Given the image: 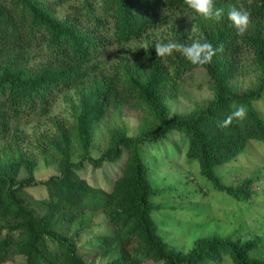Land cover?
Wrapping results in <instances>:
<instances>
[{"label": "trees", "instance_id": "1", "mask_svg": "<svg viewBox=\"0 0 264 264\" xmlns=\"http://www.w3.org/2000/svg\"><path fill=\"white\" fill-rule=\"evenodd\" d=\"M243 1L250 24L239 35L227 17L237 0H215L225 10L218 21L184 0H0V264L18 257L22 264H264V233L214 232L187 250L174 246L166 219L191 215L175 203L201 188L152 180L153 163L182 155L197 163L212 196L247 202L260 183L258 174L228 183L218 171L252 143L264 149L256 107L264 99V0ZM178 16H193L194 30H181ZM193 40L217 49L211 63L156 55L158 42ZM197 68L212 97L172 114L169 99ZM71 89L79 95L73 122H59L46 139L57 173L37 179L36 159L21 152L19 123L47 114ZM234 104L247 107V118L218 127ZM124 107L141 113L139 131L111 128L107 146L93 154L95 126ZM36 186L44 195L32 200L28 189ZM99 212L104 224L93 220Z\"/></svg>", "mask_w": 264, "mask_h": 264}, {"label": "rangeland", "instance_id": "2", "mask_svg": "<svg viewBox=\"0 0 264 264\" xmlns=\"http://www.w3.org/2000/svg\"><path fill=\"white\" fill-rule=\"evenodd\" d=\"M237 3L239 9H243L244 1L237 0ZM60 11L62 13L63 9ZM193 18V16H178L174 22L181 30L187 31L195 27ZM111 53H113L112 49ZM38 60L35 58L33 62ZM252 76L244 77L241 86L244 88L248 86L252 81ZM78 97L79 95L75 93L74 89L60 93L56 95L47 114L31 115L20 121L21 152L36 159L34 175L37 179H44L57 173L58 158L50 148L46 149V139L52 138L57 133L56 124L59 122L65 125L72 124V115ZM211 97L212 92L208 87L205 71L197 68L191 77L184 80L178 95L170 98L168 103L171 113L177 114L190 112L196 103H202ZM256 107L264 115V99L260 100ZM140 117L141 113L137 109L129 107L110 112L104 121L95 126L93 154L99 155L107 146L111 128L125 126L130 134H136L140 129ZM195 164L197 165L196 162ZM195 164L186 161L182 155L177 161L166 160L162 164L153 163L155 172L158 171L152 175L155 185L161 187L179 185L180 187L181 183L187 182L189 187L201 188L197 193L191 192L187 201L175 203L178 209L189 207L193 211L191 215L183 216L181 213L170 218L165 217L167 225L163 230L168 232L167 236L170 242L182 250H187L196 238L214 232L224 234L235 232L243 237L249 236L251 232L264 233V149L262 150L258 148L257 144L252 143L245 156L222 165L218 169L228 183H237L243 177L258 174L259 185H254L255 192L251 200L243 203L227 199L223 195H210L203 185L205 182L199 176V170ZM44 190L45 187L37 186L28 189L32 200L44 195ZM102 219H104V215L100 212L93 217L95 223ZM101 222L105 223L104 220ZM14 263L22 264V258H16ZM145 264H150V262L147 261Z\"/></svg>", "mask_w": 264, "mask_h": 264}, {"label": "clouds", "instance_id": "3", "mask_svg": "<svg viewBox=\"0 0 264 264\" xmlns=\"http://www.w3.org/2000/svg\"><path fill=\"white\" fill-rule=\"evenodd\" d=\"M184 3L198 15L205 19L220 20L225 10L223 8L215 7V0H184ZM228 20L237 30L239 35H243L250 24V13L245 9L231 8L227 12ZM194 29L191 28L192 32ZM155 52L158 57H166L173 54V52H180L183 57L193 65L203 66L211 63L213 57L216 55L217 49L213 44L199 40H193L190 44H183L169 41L167 43H156L154 45ZM248 110L245 105H233V111L218 127L227 128L233 120L243 121L247 118Z\"/></svg>", "mask_w": 264, "mask_h": 264}]
</instances>
